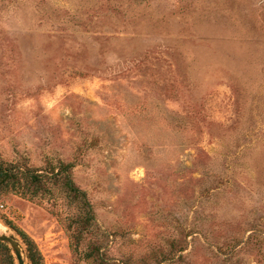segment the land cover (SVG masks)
<instances>
[{"label": "rangeland", "instance_id": "rangeland-1", "mask_svg": "<svg viewBox=\"0 0 264 264\" xmlns=\"http://www.w3.org/2000/svg\"><path fill=\"white\" fill-rule=\"evenodd\" d=\"M0 158L95 214L1 193L24 257L14 228L43 264H264V0H0Z\"/></svg>", "mask_w": 264, "mask_h": 264}, {"label": "trees", "instance_id": "trees-1", "mask_svg": "<svg viewBox=\"0 0 264 264\" xmlns=\"http://www.w3.org/2000/svg\"><path fill=\"white\" fill-rule=\"evenodd\" d=\"M1 193H12L38 202L45 196L48 197L51 213L63 222L71 238L87 235L95 226L92 205L87 193L73 180L70 164L58 163L45 169H31L27 166L22 168L14 161L8 162L0 158ZM14 229L24 244L26 264H43L34 241L23 231ZM257 236L259 237V234ZM249 239L250 237L247 240ZM182 249L183 245H180V250ZM214 253L218 257L225 254L221 251ZM0 264H14L9 248L2 242Z\"/></svg>", "mask_w": 264, "mask_h": 264}, {"label": "water", "instance_id": "water-1", "mask_svg": "<svg viewBox=\"0 0 264 264\" xmlns=\"http://www.w3.org/2000/svg\"><path fill=\"white\" fill-rule=\"evenodd\" d=\"M0 242L6 244L10 248L16 264H26L23 250L13 236L0 234Z\"/></svg>", "mask_w": 264, "mask_h": 264}]
</instances>
